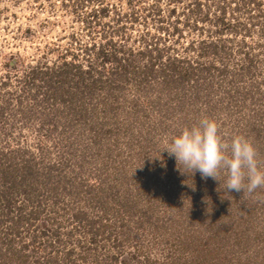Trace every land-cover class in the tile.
Masks as SVG:
<instances>
[{"label": "rangeland", "instance_id": "rangeland-1", "mask_svg": "<svg viewBox=\"0 0 264 264\" xmlns=\"http://www.w3.org/2000/svg\"><path fill=\"white\" fill-rule=\"evenodd\" d=\"M202 117L264 165V0H0V264H264V187L163 152Z\"/></svg>", "mask_w": 264, "mask_h": 264}, {"label": "clouds", "instance_id": "clouds-1", "mask_svg": "<svg viewBox=\"0 0 264 264\" xmlns=\"http://www.w3.org/2000/svg\"><path fill=\"white\" fill-rule=\"evenodd\" d=\"M163 143V152L175 158L182 173H185L183 167L220 183L218 176L223 174L226 177L224 191L228 193L254 192L264 187V165L255 146L242 136H234L226 142L215 119L202 117Z\"/></svg>", "mask_w": 264, "mask_h": 264}, {"label": "trees", "instance_id": "trees-1", "mask_svg": "<svg viewBox=\"0 0 264 264\" xmlns=\"http://www.w3.org/2000/svg\"><path fill=\"white\" fill-rule=\"evenodd\" d=\"M26 172L21 175V177H22L21 178L22 179L21 181L22 182H23V179H25L27 177L26 176ZM9 176H11V172H9L8 170L5 171V173L4 172H2V173L0 172V181H3L4 182V185H0V216L1 215H4V214L6 216L8 215L9 218H10V220L13 221V220L16 219V222H19L20 223L21 220L23 221L25 219V216L21 212V215H20L19 219H17V218L14 217V210L16 209L15 208L16 206L14 205V203L16 201L14 199L12 200V198H11L12 195H11V191H10V189H13L14 188V185L17 184V178L16 177H14V178L10 177L9 178ZM7 178H9L10 181ZM7 184H8V186H7ZM26 192L27 191L25 190V193ZM27 200H29V202H34L33 197H31L30 195H28ZM17 207H19L20 210L25 211V207H27V205H19ZM39 214L40 213L38 211H32L31 214H30V217H33L32 220L35 221V219H37V217L39 216ZM1 220H2V218L0 217V221ZM50 220H51V218H50ZM50 220H49L48 223L51 222ZM73 232H74V229H70V230L66 231L65 234L66 235L67 234L68 235H72ZM48 233H50V230L49 229L45 230L43 232V235H48ZM74 234H75V232H74ZM34 236H35V240H39V238H38L39 235L35 234ZM7 242H8V245H9V239H7ZM79 242H81V241L79 240ZM41 244H42V246H44V248H49L50 247L53 251H56L57 250L59 252H62V251L64 252V248L65 249L67 248L66 247L67 244L64 245L65 244L64 239L62 238V235H60V234H56L55 237H54V239L53 238L51 239L48 236L47 237V240H45V241L43 240V242L40 240V245ZM82 245H84V244H82ZM61 246H63V247H61ZM9 249L11 250L12 248H9ZM76 249H77L76 246H74L72 249H70L71 251L68 250V251H66L67 253H65V254L68 255V256H70L71 253H73V252L76 251ZM15 250H16V248H15ZM34 252H35V250H34ZM6 254L7 253H3V255H6ZM33 257L35 258V264H50L51 261L53 260V258H51V257L48 258L47 261H45V259L42 260V257L39 256V254H37L36 252H35V254L33 253ZM27 259H28V257H27ZM53 261H55V260H53Z\"/></svg>", "mask_w": 264, "mask_h": 264}]
</instances>
